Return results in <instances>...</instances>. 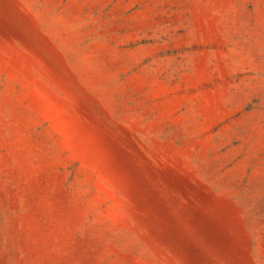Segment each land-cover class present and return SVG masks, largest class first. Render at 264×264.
<instances>
[{
	"label": "rangeland",
	"instance_id": "obj_1",
	"mask_svg": "<svg viewBox=\"0 0 264 264\" xmlns=\"http://www.w3.org/2000/svg\"><path fill=\"white\" fill-rule=\"evenodd\" d=\"M0 264H264V0H0Z\"/></svg>",
	"mask_w": 264,
	"mask_h": 264
}]
</instances>
